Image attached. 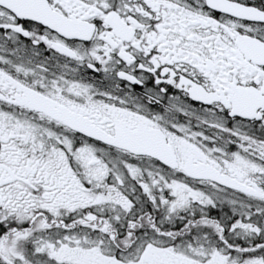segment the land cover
I'll list each match as a JSON object with an SVG mask.
<instances>
[{
  "label": "snow or ice",
  "instance_id": "6c2138e0",
  "mask_svg": "<svg viewBox=\"0 0 264 264\" xmlns=\"http://www.w3.org/2000/svg\"><path fill=\"white\" fill-rule=\"evenodd\" d=\"M0 264H264V0H0Z\"/></svg>",
  "mask_w": 264,
  "mask_h": 264
}]
</instances>
